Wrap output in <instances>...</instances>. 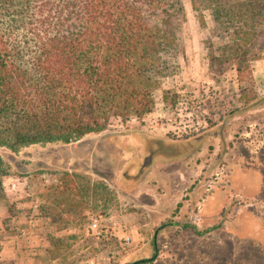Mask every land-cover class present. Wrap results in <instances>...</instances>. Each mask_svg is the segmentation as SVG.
I'll list each match as a JSON object with an SVG mask.
<instances>
[{"label": "rangeland", "instance_id": "obj_1", "mask_svg": "<svg viewBox=\"0 0 264 264\" xmlns=\"http://www.w3.org/2000/svg\"><path fill=\"white\" fill-rule=\"evenodd\" d=\"M185 8L181 67L152 112L68 143L0 146V264H264V55L242 76L211 67V17L203 28ZM208 195V213L178 217Z\"/></svg>", "mask_w": 264, "mask_h": 264}, {"label": "trees", "instance_id": "obj_2", "mask_svg": "<svg viewBox=\"0 0 264 264\" xmlns=\"http://www.w3.org/2000/svg\"><path fill=\"white\" fill-rule=\"evenodd\" d=\"M189 1L203 28L211 17V67L233 64L242 76L264 55V0ZM185 18V0H0V146L68 143L113 117L142 119L180 70ZM73 176L57 186L67 198Z\"/></svg>", "mask_w": 264, "mask_h": 264}, {"label": "crops", "instance_id": "obj_3", "mask_svg": "<svg viewBox=\"0 0 264 264\" xmlns=\"http://www.w3.org/2000/svg\"><path fill=\"white\" fill-rule=\"evenodd\" d=\"M210 197H213L212 195L210 196V195H208V196H206L205 197V199H203V203H201L200 205H199V209H200V212H198L197 210H194V213H189L190 212V208H191V204H192V202L193 201H191V200H189V201H187L186 203H184L183 204V206L181 205V209H180V214H179V218H181L183 215H184V218H186V216H189V217H192V216H194V215H197L198 214V216H200L201 217V215H200V213H202L203 211H205L206 213H208V211H206V209L204 210V208H205V203L208 201V198H210ZM158 199H156L155 201H154V206L156 207L157 206V204H159L158 203ZM207 207V206H206ZM208 217L206 216V215H204L203 216V219H204V223L206 222V221H209L208 219H207ZM191 222L195 225V226H197L198 227V229H200V226H201V224H202V221L200 220L199 222H197L196 220H191ZM206 224V226L207 225H210L209 223H205Z\"/></svg>", "mask_w": 264, "mask_h": 264}, {"label": "built area", "instance_id": "obj_4", "mask_svg": "<svg viewBox=\"0 0 264 264\" xmlns=\"http://www.w3.org/2000/svg\"><path fill=\"white\" fill-rule=\"evenodd\" d=\"M97 226H98L97 219H94L92 222V228H96ZM98 232L102 234V231L99 230ZM126 239L130 240V237H127Z\"/></svg>", "mask_w": 264, "mask_h": 264}]
</instances>
